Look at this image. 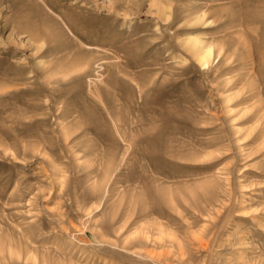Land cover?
I'll return each mask as SVG.
<instances>
[{"label": "rangeland", "instance_id": "374dc122", "mask_svg": "<svg viewBox=\"0 0 264 264\" xmlns=\"http://www.w3.org/2000/svg\"><path fill=\"white\" fill-rule=\"evenodd\" d=\"M0 264H264V0H0Z\"/></svg>", "mask_w": 264, "mask_h": 264}, {"label": "bare ground", "instance_id": "6f19581e", "mask_svg": "<svg viewBox=\"0 0 264 264\" xmlns=\"http://www.w3.org/2000/svg\"><path fill=\"white\" fill-rule=\"evenodd\" d=\"M185 47L190 53H192L202 67H209L211 61H213L214 47L213 45L206 43L204 40L192 36L187 42H185Z\"/></svg>", "mask_w": 264, "mask_h": 264}]
</instances>
